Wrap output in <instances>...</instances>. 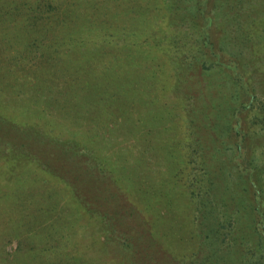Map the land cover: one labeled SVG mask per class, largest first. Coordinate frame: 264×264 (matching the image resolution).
Wrapping results in <instances>:
<instances>
[{"label":"rangeland","instance_id":"1","mask_svg":"<svg viewBox=\"0 0 264 264\" xmlns=\"http://www.w3.org/2000/svg\"><path fill=\"white\" fill-rule=\"evenodd\" d=\"M196 2L0 0V264H264V0Z\"/></svg>","mask_w":264,"mask_h":264},{"label":"trees","instance_id":"2","mask_svg":"<svg viewBox=\"0 0 264 264\" xmlns=\"http://www.w3.org/2000/svg\"><path fill=\"white\" fill-rule=\"evenodd\" d=\"M210 0H197V2L195 3L197 6H194L195 8L198 7L201 9V13L203 14V16L205 17L204 21H206V27L204 28V30L202 31V46L207 50L208 54L211 55V57L215 58L218 62H219V53H217L215 46H214V42L213 40L211 39L210 40V37L212 36V32H217L215 30H219V28L221 27V24L222 22L219 21L220 23L217 22V24L214 26V22H216L215 19L219 20V17H218V14H217V10H216V7L212 5H209ZM197 10V8H196ZM198 11V10H197ZM223 25V24H222ZM214 28L213 30L211 28ZM214 33V35H215ZM213 38V36H212ZM231 58L230 57H227V60L226 62H228ZM224 63V62H223ZM229 65H232V68H235L236 69V66L237 64L235 62H232L231 64ZM229 65H226L225 63L223 64V66L225 68H228ZM234 76L236 77L234 82L236 84H241L240 86L242 85H245L243 82H242V78H240V74H237V73H234ZM242 82V83H241ZM242 88V87H241ZM249 104H242V109L243 111L248 107ZM241 107V106H240ZM243 123H244V115L242 114L241 118H236L235 119V128H236V134L237 136L241 137V140L235 145H236V157L237 158H240L241 160V163L242 165H247L245 164L247 161H248V157L246 155V152H245V141L246 139L245 138H242L245 136L246 134V131L244 130V126H243ZM245 152V153H244ZM253 169V168H251ZM252 176H248L249 179H252L251 178ZM257 196V195H256ZM257 198H259V196H257ZM257 198H254L257 199ZM258 202V201H257ZM87 205V203H85ZM259 205H256L255 208H254V211L258 214V215H262L259 207ZM258 232H260L261 234H263V226H262V223H259L257 225V228Z\"/></svg>","mask_w":264,"mask_h":264}]
</instances>
